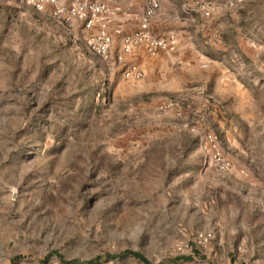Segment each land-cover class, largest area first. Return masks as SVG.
Masks as SVG:
<instances>
[{"label":"rangeland","instance_id":"obj_1","mask_svg":"<svg viewBox=\"0 0 264 264\" xmlns=\"http://www.w3.org/2000/svg\"><path fill=\"white\" fill-rule=\"evenodd\" d=\"M86 1L112 34L146 5ZM200 1L159 0L177 48L133 81L118 36L0 0V264H264V0Z\"/></svg>","mask_w":264,"mask_h":264},{"label":"built area","instance_id":"obj_2","mask_svg":"<svg viewBox=\"0 0 264 264\" xmlns=\"http://www.w3.org/2000/svg\"><path fill=\"white\" fill-rule=\"evenodd\" d=\"M195 3L205 16L211 14V9L200 0H190ZM245 0H239L243 2ZM31 5L38 11L46 6L51 7L52 15L58 21L71 26L81 23L86 30L93 29L98 25L99 29L95 36L88 40L91 51L99 58L108 61L111 59V50L114 45V35L121 39L115 61L124 65V76L133 81L143 79V71L135 63H127V57L143 50L149 56H156L161 51H174L177 48V38L174 34L167 36L156 35L151 31V23L160 8L159 0H146V5L138 17V28L133 33H124L116 28L112 33L108 27L113 21L115 12L106 4L89 2L86 0H30ZM212 149L215 151L213 159L220 170H228L230 165L225 162L215 145V138L209 136Z\"/></svg>","mask_w":264,"mask_h":264},{"label":"crops","instance_id":"obj_3","mask_svg":"<svg viewBox=\"0 0 264 264\" xmlns=\"http://www.w3.org/2000/svg\"><path fill=\"white\" fill-rule=\"evenodd\" d=\"M162 11H163V8L161 7V4H160V9H159V11H158V14H157V16L155 17V19H159V17L162 15ZM153 21V20H152ZM137 28H138V26H139V23L137 22ZM136 28V29H137ZM151 30H152V23H151ZM132 61V59H131V57H129V62H131Z\"/></svg>","mask_w":264,"mask_h":264},{"label":"trees","instance_id":"obj_4","mask_svg":"<svg viewBox=\"0 0 264 264\" xmlns=\"http://www.w3.org/2000/svg\"><path fill=\"white\" fill-rule=\"evenodd\" d=\"M132 255L134 256V257H136V258H139V259H141L142 260V262H144V264H150L146 259H144L140 254H138V253H132ZM177 261V260H176ZM71 264H73V263H71Z\"/></svg>","mask_w":264,"mask_h":264}]
</instances>
